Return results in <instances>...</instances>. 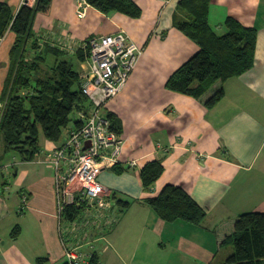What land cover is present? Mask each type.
<instances>
[{
    "label": "crops",
    "instance_id": "0c3cea01",
    "mask_svg": "<svg viewBox=\"0 0 264 264\" xmlns=\"http://www.w3.org/2000/svg\"><path fill=\"white\" fill-rule=\"evenodd\" d=\"M79 1L52 0L49 13L35 16L33 36L76 48L91 36L122 32L143 48L125 89L105 108L120 121L123 146L116 168L104 170L100 179L115 194L114 211L123 213L95 242L98 259L102 264H215L221 258L222 264L232 252L224 240L238 217L264 212V0H211L209 24L216 34L226 33L229 17L257 30L255 62L247 73L216 82L199 100L165 88L199 50L174 26L181 0H133L142 11L138 19L107 16L85 3L79 7ZM0 2L13 13L21 7V0ZM14 40L10 30L0 39V88ZM85 67L80 64L79 71ZM221 88L223 99L208 109L206 99ZM55 145L40 139L42 151ZM41 156L30 162L17 156L10 163L0 160V264H63L54 171L39 161ZM159 157L163 173L145 191L140 171ZM166 185L183 188L206 211L201 227L163 221L146 204Z\"/></svg>",
    "mask_w": 264,
    "mask_h": 264
},
{
    "label": "trees",
    "instance_id": "16d2710c",
    "mask_svg": "<svg viewBox=\"0 0 264 264\" xmlns=\"http://www.w3.org/2000/svg\"><path fill=\"white\" fill-rule=\"evenodd\" d=\"M51 1L37 0L31 7L21 6L16 13L0 2V39L8 30L15 35L9 53V70L0 88V137L4 153L15 154L21 162H30L39 156L41 135L49 142H61L66 130L79 126L78 113H86L91 105L81 90L83 71H77L74 63H87L89 42L99 36L87 38L76 48L63 42L49 44L36 39L32 34L34 18L37 14L49 13ZM84 2L107 16L122 14L138 19L142 14L133 0ZM210 3L211 0H181L178 3L176 16H181L174 26L199 50L165 84L167 90L197 100L216 82L223 83L247 73L255 62L257 30L229 17L224 22L226 33L216 34L209 24ZM223 97L221 88L204 104L210 109ZM106 115L111 128L121 135L119 119L108 111ZM162 161L163 157H159L142 167L140 178L145 191H151L163 173ZM112 199L115 203V194ZM117 203L122 204V201ZM146 204L166 222L182 220L201 227L206 218V211L179 186H164L156 197L147 199ZM120 213L123 211L117 212L119 217ZM83 214V206L72 204L64 208L62 220L67 223L80 221L84 219ZM11 235L13 239L18 237V226ZM224 243L231 245L232 252L222 264H264V212L240 215L233 233ZM97 259L95 254L91 263Z\"/></svg>",
    "mask_w": 264,
    "mask_h": 264
},
{
    "label": "built area",
    "instance_id": "2783aa9c",
    "mask_svg": "<svg viewBox=\"0 0 264 264\" xmlns=\"http://www.w3.org/2000/svg\"><path fill=\"white\" fill-rule=\"evenodd\" d=\"M36 1L21 0L20 6L31 7ZM89 47L81 90L90 101V108L78 113L79 126L66 130L62 141L42 151L39 158L54 171L57 231L65 264H102L99 259L91 263L97 254L94 244L120 221L113 209L112 192L100 179L104 170L118 163L123 146L121 136L111 128L105 108L125 89L143 52L122 32L93 38ZM131 165L136 166L137 161L132 160ZM26 199L23 195V202ZM72 204L84 207V219L64 222L62 212Z\"/></svg>",
    "mask_w": 264,
    "mask_h": 264
},
{
    "label": "rangeland",
    "instance_id": "374dc122",
    "mask_svg": "<svg viewBox=\"0 0 264 264\" xmlns=\"http://www.w3.org/2000/svg\"><path fill=\"white\" fill-rule=\"evenodd\" d=\"M80 4H82V1H80ZM86 4V3H85ZM81 16H83L82 14H81ZM74 68L78 71L79 70V65H78V63H74ZM41 138H43V139H45L44 137H42V135H41ZM46 140V139H45ZM3 147V142H2V138L0 137V156L1 155H4L3 156V158H1L0 157V160H2V161H4V162H8V163H10V162H12L11 161V158L13 157V156H16L15 154H12V153H2V148ZM220 261L222 262V260H221V258H220ZM220 261H217V262H214L215 264H218V263H221ZM224 261V260H223ZM59 264H61V263H59Z\"/></svg>",
    "mask_w": 264,
    "mask_h": 264
},
{
    "label": "bare ground",
    "instance_id": "6f19581e",
    "mask_svg": "<svg viewBox=\"0 0 264 264\" xmlns=\"http://www.w3.org/2000/svg\"><path fill=\"white\" fill-rule=\"evenodd\" d=\"M84 14V13H83ZM58 42V41H57ZM56 44V43H55ZM62 46V45H61ZM59 48H61V47H59ZM128 165V164H127ZM129 166V165H128ZM131 169H132V167H131ZM135 169H137V168H135ZM130 170V169H129ZM137 170H139V169H137Z\"/></svg>",
    "mask_w": 264,
    "mask_h": 264
}]
</instances>
